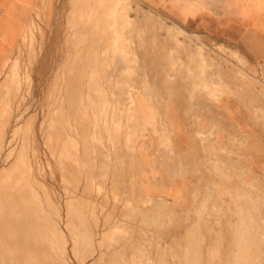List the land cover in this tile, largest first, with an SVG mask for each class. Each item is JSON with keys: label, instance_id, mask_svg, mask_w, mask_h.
Returning <instances> with one entry per match:
<instances>
[{"label": "rangeland", "instance_id": "rangeland-1", "mask_svg": "<svg viewBox=\"0 0 264 264\" xmlns=\"http://www.w3.org/2000/svg\"><path fill=\"white\" fill-rule=\"evenodd\" d=\"M45 1L17 55L0 71V140L4 134L7 143L1 142L4 149L0 143V238L11 264H264V184L261 219L254 208L240 209V184H197L185 204L140 192L136 152L143 131L134 101L158 86L166 101L176 90L212 104L242 92L264 105L263 71L223 46L198 44L140 0H77L117 6L86 14L83 28L79 14L69 12L76 0H52L60 4L54 13L46 12ZM100 47L110 59L102 68L112 69L101 79L92 71ZM72 52L74 71L56 77ZM117 60L126 69L124 83ZM105 131L110 137L94 144L118 151L112 147L102 164L86 163L89 141ZM208 163L221 164L216 156ZM209 177L239 182L232 173Z\"/></svg>", "mask_w": 264, "mask_h": 264}, {"label": "crops", "instance_id": "crops-1", "mask_svg": "<svg viewBox=\"0 0 264 264\" xmlns=\"http://www.w3.org/2000/svg\"><path fill=\"white\" fill-rule=\"evenodd\" d=\"M42 1L0 0V71L17 55L26 30L35 27ZM140 1L147 8L159 12L171 25H177V29L196 37L198 44L208 49L223 46L238 53L252 68L264 73V0ZM45 2L47 13H54L56 6L60 5L52 0ZM116 8L84 5L76 0L70 4L69 12L79 14L75 19L80 22L79 28H83L88 25L87 18H90L86 14L113 12L110 9ZM122 9L124 13L125 7L122 6ZM127 18L128 24H132L133 16L128 14ZM103 23L105 28L106 22ZM100 49L101 52L97 53L100 64L92 71L101 79L112 69L102 68V62L110 59L103 52L106 47ZM76 57L75 53H69L62 73L60 71L56 77L62 78L74 71ZM121 61L124 62V59ZM116 62L118 64L120 60ZM120 68L124 83L126 69L123 65ZM102 87L108 90L106 84ZM172 98L166 101L158 86L134 97L143 131L136 152L140 192L150 198L185 204L197 184H240V209L242 206L250 210L254 208L261 219L264 184V105L261 98L253 99L240 92L237 100L225 94L212 104L204 99H194L191 91L178 90ZM110 134L112 132L105 131L89 141L91 154L95 150L93 157L89 154V160L83 157V141L79 139L80 161L85 159L90 164L94 160L95 164H102L108 155H113L112 147L115 154L118 151L116 145L105 146L109 153L103 146L94 144L100 138L110 137ZM201 137L210 138L206 142ZM48 138L51 140L50 134ZM92 146H95L94 150ZM212 156H216L221 164L210 165L208 158ZM127 164L132 165V162L128 161ZM214 172L236 174L239 182L211 180L209 174ZM243 184L255 185L256 191L247 190ZM243 194L246 196L244 201L241 199Z\"/></svg>", "mask_w": 264, "mask_h": 264}, {"label": "bare ground", "instance_id": "bare-ground-1", "mask_svg": "<svg viewBox=\"0 0 264 264\" xmlns=\"http://www.w3.org/2000/svg\"><path fill=\"white\" fill-rule=\"evenodd\" d=\"M175 26H177V25H175ZM183 32H184V31H183ZM184 33H185V32H184ZM200 57H202V56L200 55ZM199 59H201V58H199ZM203 63H204V62H203ZM200 68H201V67H200ZM198 69H199V67H198ZM201 70H202V69H201ZM77 83H78V85H79L80 82H77ZM83 83H84V82H83ZM81 84H82V82H81ZM81 84H80V85H81ZM75 85H76V84H75ZM78 85H77V86H78ZM78 87H79V86H78ZM77 89H78V88H77ZM79 89H80V88H79ZM82 90H83V89H81V91H82ZM77 91H78V90H77ZM84 91H86V89H85ZM79 92H80V90H79ZM154 104H155V103H154ZM75 108H76V107H75ZM77 108H78V107H77ZM67 110H68V109H67ZM122 112H123V111H122ZM122 117H123V116H122ZM13 118H14V117H13ZM14 119H15V118H14ZM118 119H119V118H118ZM129 120H131V119H129ZM132 120H133V119H132ZM132 120H131V121H132ZM14 121H15V120H14ZM122 121H123V120H122ZM10 125H11V124H10ZM2 132L4 133V131H2ZM5 132H6V131H5ZM114 132H115V131H114ZM119 132H120V131H119ZM117 134H119V133H117ZM6 135H7V132H6ZM115 136H116V135H115ZM116 137H117V136H116ZM116 137H115V138H116ZM3 138H4V139H3ZM5 138H6V137H5V135L3 134L2 140H0V143H1V142H4V144H5V143H6V142H5V141H6ZM9 141H10V140H9ZM11 142H12V141H11ZM2 144H3V143H1V147L3 146ZM6 144H7V143H6ZM11 144H12V143H11ZM9 147H10V146H9ZM3 149H4V146H3ZM1 151L4 152V151L2 150V148H1ZM1 151H0V152H1ZM2 152H1L0 154H2ZM127 152H128V151H127ZM3 154H4V153H3ZM3 154H2V155H3ZM0 156H1V155H0ZM157 157H158V156H157ZM124 158H125V157H124ZM118 159H120V158H118ZM9 160H10V159H9ZM126 160H127V159H126ZM0 161H1V160H0ZM131 161H132V160H131ZM131 161H130V162H131ZM4 162H7V160H4ZM132 162H134V161H132ZM102 163H104V162H102ZM136 163H138V162L136 161ZM99 164H100V163H99ZM107 165H108V164H107ZM134 165H135V163H134ZM128 167H129V166H128ZM132 167H134V166H132ZM130 169L133 170L132 168H130ZM125 170H126V168H125ZM136 170H137V169H136ZM115 171H116V170H115ZM120 172H121V171H120ZM127 174H128V173H127ZM132 175H133V174H132ZM139 175H140V174H139ZM134 176H135V175H134ZM0 177H1V176H0ZM106 178H107V177H106ZM125 178H126V177H125ZM131 179H132V178H131ZM0 180H1V179H0ZM111 180H113V179L111 178ZM89 181H90V180H89ZM89 181H88V182H89ZM79 183H80V182H79ZM87 184H88V183H87ZM79 185H80V184H79ZM125 185H126V184H125ZM132 185H133V184H132ZM132 185H130V186H132ZM134 186H135V185H134ZM4 187H5V186H4ZM80 187H81V186H80ZM85 187H86V186H85ZM91 188H92V187H91ZM131 188H132V187H131ZM1 189H2V188H1ZM1 189H0V190H1ZM132 189H133V188H132ZM132 189H131V190H132ZM82 190H83V189H82ZM89 190H90V189H89ZM91 190H92V189H91ZM129 190H130V189H129ZM3 191H5V190H3ZM9 192H10V191H9ZM85 192H86V191H85ZM6 193H8V192H6ZM79 193H80V192H79ZM90 193H92V192H90ZM134 193H136V192H134ZM9 194H10V193H9ZM92 194H93V193H92ZM1 195H2V194H1ZM90 195H91V194H90ZM90 195L88 194V196H90ZM104 195H105V194H104ZM6 196H7V195H6ZM88 196H86V197H88ZM98 196H99V193H98ZM106 197H107V196H106ZM106 197H105V198H106ZM1 198H2V197H1ZM95 198H96V197H95ZM108 198H109V197H108ZM88 199H89V198H88ZM1 200H2V199H1ZM78 200H79V199H78ZM101 200H102V199H101ZM101 200H100V201H101ZM106 200H107V199H106ZM116 200H117V199H116ZM116 200H115V201H116ZM4 201H6V200H4ZM79 201H80V200H79ZM86 201H87V198H86ZM88 201H90V200H88ZM1 202H2V201H1ZM90 202H91V201H90ZM79 203H80V202H79ZM93 203H94V202H93ZM150 203H151V202H150ZM144 204H145V203H144ZM0 205H1V204H0ZM76 205H77V204H76ZM94 205H95V204H94ZM107 205H108V204H107ZM77 206H78V205H77ZM79 206H80V205H79ZM104 206H105V205H104ZM0 207H1V206H0ZM111 207H112V206H111ZM2 208H3V207H2ZM86 208H87V207H86ZM86 208L84 207L85 210H86ZM105 208H106V207H105ZM105 208H104V209H105ZM67 209H69V208H67ZM78 210H79V207H78ZM85 210H84V211H85ZM69 211H70V209H69ZM75 211H76V210H75ZM93 211H94V210H93ZM82 213H83V210H82ZM86 213H87V211H86ZM67 214H68V212H67ZM75 214H76V213H75ZM80 215H81V214H80ZM90 215H91V214H90ZM78 216H79V215H78ZM124 216H125V215H124ZM74 217H75V216H74ZM84 217H85V216H84ZM95 217H97V216H95ZM82 218H83V217H81V219H82ZM133 218H134V217H133ZM148 218H149V217H148ZM1 219H2V218H0V220H1ZM79 219H80V217H79ZM125 219H126V218H125ZM149 219H151V218H149ZM73 220H74V219H73ZM85 220H86V219H85ZM92 220H93V219H92ZM79 221H80V220H79ZM82 221H83V220H82ZM90 221H91V220H90ZM96 221H97V220H96ZM104 221H105V220H104ZM131 221H132V219H131ZM146 221H147V220H146ZM70 222H71V220H70ZM87 222H88V221H87ZM93 222H94V221H93ZM144 222H145V220H144ZM71 223H72V222H71ZM71 223H70V224H71ZM79 223H80V222H79ZM84 223H85V222H84ZM77 224H78V223H77ZM80 224H81V223H80ZM82 224H83V223H82ZM82 224H81V225H82ZM147 224H148V223H147ZM73 226H74V225H73ZM75 226H77V225H75ZM75 226H74V227H75ZM82 226H83V225H82ZM93 226H94V225H93ZM0 227H1V225H0ZM68 227H69V226H68ZM85 227H86V226H84L83 228H85ZM75 228H77V227H75ZM89 228H90V227H89ZM0 229H1V228H0ZM95 229H96V228H95ZM77 230H78V229H77ZM72 231H73V230H72ZM75 231H76V230H75ZM0 232H1V230H0ZM89 232H90V231H89ZM74 233H75V232H74ZM2 234H3V233H2ZM154 234H155V233H154ZM0 235H1V233H0ZM54 236H55V235H54ZM106 236H107V235H106ZM0 237H1V236H0ZM3 238H4V237H3ZM3 238H2V239H3ZM101 238H102V237H101ZM2 239L0 238V264H11V260H10V259H12V258H8V257H7V253L5 254V252H6L7 249H6L5 251L2 249V246H1V242H2L1 240H2ZM108 239H109V238H108ZM243 239H244V238H243ZM248 240H249V239H248ZM79 241H80V240H79ZM4 242L7 244V242H6L5 240L3 241V243H4ZM62 242H63V239H62ZM62 242H61V243H62ZM5 243H4V244H5ZM81 243H83V242L81 241ZM249 243H250V242H249ZM3 246H4V245H3ZM79 246H80V245H79ZM99 246H100V245H99ZM111 246H112V245H111ZM77 247H78V246H77ZM103 248H104V247H103ZM59 249H60V248H59ZM109 249H111V248H109ZM208 250H209V249H208ZM64 251H65V250H64ZM80 251H81V250H80ZM244 251H245V250H244ZM56 252H57V251H56ZM163 252H164V251H163ZM60 253H61V252H60ZM60 253H59V254H60ZM59 254H58V255H59ZM81 254H82V252H81ZM75 255H76V254H75ZM243 256H244V255H243ZM61 257H63V256H61ZM63 258H64V257H63ZM99 258H100V257H99ZM102 258H103V257H102ZM58 261H60V259H59ZM61 261H62V260H61ZM80 261H82V260H80ZM55 263H56V259H55ZM149 263H150V262H149ZM53 264H54V263H53ZM62 264H64V263H62ZM82 264H83V263H82Z\"/></svg>", "mask_w": 264, "mask_h": 264}]
</instances>
